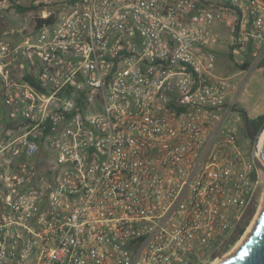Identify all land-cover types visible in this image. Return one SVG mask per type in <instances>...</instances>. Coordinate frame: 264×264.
Segmentation results:
<instances>
[{
	"label": "built area",
	"instance_id": "1",
	"mask_svg": "<svg viewBox=\"0 0 264 264\" xmlns=\"http://www.w3.org/2000/svg\"><path fill=\"white\" fill-rule=\"evenodd\" d=\"M263 62L264 0H0V264L227 255L261 188L238 104Z\"/></svg>",
	"mask_w": 264,
	"mask_h": 264
},
{
	"label": "rangeland",
	"instance_id": "2",
	"mask_svg": "<svg viewBox=\"0 0 264 264\" xmlns=\"http://www.w3.org/2000/svg\"><path fill=\"white\" fill-rule=\"evenodd\" d=\"M227 27H228V24L223 23L215 29L218 32L220 38L223 39L224 41H227L229 39V36L227 34ZM218 59H220V60H218ZM220 65H225V67L227 69H229V73H227V74H230V73L235 71L234 70L235 68L228 62L225 54H222V53H219V56H218L217 61H216V66H217L216 67V73L227 75L225 73V71L222 68H220ZM240 105L242 107L241 109H244L247 112V115L249 117H256L257 115L264 113V69H263V63L259 67L252 69L251 72L249 73L246 86H245V88L241 94ZM263 132H264V130L262 131V133ZM262 133H261V135H262ZM261 135L258 137V139L261 137ZM247 145H248V143H247ZM251 151L257 152V155H258L257 148H255L253 144L251 147ZM257 165H258L259 170L261 172V188H260V193L258 195L257 201L255 202L254 205L251 206L248 214L244 218V220H246L248 217L250 218L249 222L246 226L247 228L245 229V233L247 232L248 228H250L252 226V223H254V221H256V218L258 217V213H260L259 211H260V209L263 208L262 206L264 205V166L261 163V161L259 160V155H258V159H257ZM235 245H237V244H235ZM234 246L232 247V249L230 251H227L228 252L227 255L232 253V251L235 249ZM222 259H224V256L218 258V260H216L215 262L220 261Z\"/></svg>",
	"mask_w": 264,
	"mask_h": 264
},
{
	"label": "water",
	"instance_id": "3",
	"mask_svg": "<svg viewBox=\"0 0 264 264\" xmlns=\"http://www.w3.org/2000/svg\"><path fill=\"white\" fill-rule=\"evenodd\" d=\"M238 112L244 117L246 137L257 148L258 137L254 136L250 131L247 112L244 109H238ZM259 160L264 166V140L259 152ZM218 264H264V205L245 240L232 255Z\"/></svg>",
	"mask_w": 264,
	"mask_h": 264
},
{
	"label": "trees",
	"instance_id": "4",
	"mask_svg": "<svg viewBox=\"0 0 264 264\" xmlns=\"http://www.w3.org/2000/svg\"><path fill=\"white\" fill-rule=\"evenodd\" d=\"M216 53H217V52H216ZM218 56H219V54L217 53V58H218ZM218 60H220V59H218ZM247 66H248L247 63H245V64L241 65L240 68L243 69V68H246ZM220 68H222V69L225 71L226 74L229 73V69H227V68L225 67V65H220ZM234 70H236V69H234ZM238 107H239V108H242L240 104H238ZM240 116H241V118H242V120H243V122H244V117H243V115L240 114ZM249 127H250V131H251V133H252L254 136L259 137V136L261 135L262 131L264 130V113L259 114V115H257L256 117H249ZM245 137H246V135H245ZM247 140H248V138L246 137V141H247ZM252 144H253V143L250 141L249 144L247 145V146H248V150H251ZM249 219H250V218L248 217L246 220H244V221L238 226V228H237V230L235 231V233H234V235L232 236V238H231V239H228V240L225 242V244H224V246H223V248H222V252H225V251L229 250V249L234 245V243L238 240V238H239V237L242 235V233L244 232V230H245V228H246V226H247V224H248V222H249Z\"/></svg>",
	"mask_w": 264,
	"mask_h": 264
},
{
	"label": "bare ground",
	"instance_id": "5",
	"mask_svg": "<svg viewBox=\"0 0 264 264\" xmlns=\"http://www.w3.org/2000/svg\"><path fill=\"white\" fill-rule=\"evenodd\" d=\"M263 140H264V132L262 133L261 137L258 139V142H257V151H258V155H259V152H260V149H261V146H262ZM262 207H263V206H262ZM261 210H262V209H260V211H261ZM260 211H259V212H260ZM258 215H259V213H258ZM254 224H255V221H254V223H252V226H251L250 228H248L247 232H246L245 235H244V238H243L239 243H237V245L234 247L235 249L232 251V253L229 254V255L224 256V259H226L227 257H229L230 255H232V254L234 253V251L237 249V247H238V246H239V245L245 240V238L247 237L248 233H249L250 230L253 228ZM222 260H223V259H222ZM222 260H220V261H222ZM220 261L213 262V263H211V264H218Z\"/></svg>",
	"mask_w": 264,
	"mask_h": 264
},
{
	"label": "flooded vegetation",
	"instance_id": "6",
	"mask_svg": "<svg viewBox=\"0 0 264 264\" xmlns=\"http://www.w3.org/2000/svg\"><path fill=\"white\" fill-rule=\"evenodd\" d=\"M263 69H264V62H263ZM239 109H241V108H239ZM249 142H250V140L248 139L247 140V143L249 144Z\"/></svg>",
	"mask_w": 264,
	"mask_h": 264
}]
</instances>
